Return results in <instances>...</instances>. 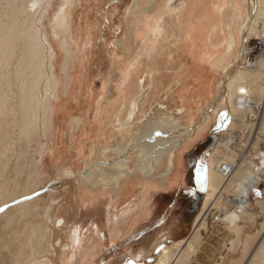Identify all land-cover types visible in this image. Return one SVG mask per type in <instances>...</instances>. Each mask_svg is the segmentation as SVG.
<instances>
[{
    "label": "bare ground",
    "instance_id": "6f19581e",
    "mask_svg": "<svg viewBox=\"0 0 264 264\" xmlns=\"http://www.w3.org/2000/svg\"><path fill=\"white\" fill-rule=\"evenodd\" d=\"M54 1L55 0H0V264L5 255H8V262L10 261L11 264H46L45 261L52 255L51 246L48 245L49 238H51L50 233H52L49 227H38L34 230L31 242H34L36 245L35 255L42 258L41 261L36 263H29L26 260L23 261L18 253L20 249V239H12L11 235L14 231L9 228L16 225L18 213L21 217L28 215L30 213L28 209L29 205L44 196V193H52L55 190V185L59 181H64V179L68 180L74 175L70 168L55 167L57 168L56 176L49 179L48 185L45 186L43 190L34 189L36 185L35 182H32L33 179H31L34 175V171H37V173L40 172L39 175L45 173V164L42 161V157L44 153L46 154L47 152L46 147L48 144L52 146V150L50 149L48 153L50 152L51 155H56L54 148L58 140V134L54 132V130H56L54 129V119L58 106L55 102L60 99L59 87L61 82L55 67L56 54L46 37L45 30L42 29V21L45 15L49 13V9L53 6ZM73 1L74 0H59L58 6L51 14V24L49 27L53 39L58 42V46L63 53L60 72L64 79L63 89L66 97L68 96L71 82L74 77L71 73H75V64L78 59L75 51L76 49H73L71 41L69 42V34L72 30L73 21L70 11L71 7L74 6ZM186 1L187 0H136L134 4L125 8L123 25L124 32L126 33L116 40L114 48L108 53L107 59L111 68V81L108 91H103L96 99L95 114L94 116L92 115L94 118L92 119L95 121L96 126H100L103 122L107 121L110 122V124H114V126L111 125V128H117L119 126L121 128L124 126L129 127L136 116L135 103L137 100L154 101L155 97L156 99L159 98L161 93L160 81H162L164 76V70L162 71V69L168 65L173 54L175 52L178 53L182 48V36L184 35L175 31L170 26L166 27L165 20L168 18L171 19L172 16L177 14V21L180 22L183 14L180 13V11L183 9V5L185 6ZM233 1L234 0H231L232 3ZM244 1L249 5L250 13L247 15L244 24L246 37H243L244 39L242 38V41H240V51L242 55L241 57L237 55L235 60L224 69L223 73L225 75L228 73L229 69H235V71L224 83H220L223 93L216 99L214 106L202 110L197 118L188 126L184 127L176 122H168L166 124H158L159 126L157 127L154 126V128L149 129L141 136L136 135L138 137L140 136V144H135V140H133L128 141L127 144L117 145L115 147H101V154L113 152L114 156L109 160L103 158L101 161H94V164L91 161L83 163L85 172L83 171L84 174L81 175L75 187L77 188L75 202L81 209L85 210L90 208V206H93L96 202L93 200L94 194L89 190L91 188H87V191L86 188L82 187V184L93 181L94 179H91L92 175L98 169L115 167L113 174L111 171L108 172L109 177L113 179V189L110 200L117 197L119 190L123 187L122 184L128 177H132L133 179L135 171H143V173H145L144 175H149L156 166H163L164 170L160 174V177L172 179L174 174L170 176V172L173 168V160L179 161L182 147L186 146L187 143H190V141H193L200 135L199 132L202 131L208 122L216 115L221 108L220 106L223 105L225 101H227L230 106L228 110L230 113L229 128L232 126L233 121H235L234 115L237 114L238 111H245L248 107L250 108L249 104L253 102L250 95H252V92L259 91V89L256 88V82L257 79H259V75L261 76L264 66L263 58L257 55V45L260 46V42L257 43V41H264V19H262L264 13V0ZM151 2L152 5L149 7L148 5ZM233 6L235 9H238V13L240 14L241 6H239L238 3H235ZM194 10H196V13H199L200 7L198 5L194 6ZM251 15L252 18H250ZM178 22L175 23L178 24ZM255 22H259L262 27H260V30L258 29L259 31L256 35L254 34V29L256 28H254ZM231 34L233 35V33ZM251 36H253V38H251ZM252 40L253 42L251 43ZM234 47L235 44L233 42V45L229 47V51H232ZM117 50L123 51L126 56L118 54ZM199 59L201 60L200 56ZM242 64L245 65L246 70H237ZM165 70L167 71V67ZM175 93L176 102L180 106L177 112L186 111L190 113L192 107L190 99L182 93L181 89L173 92V94ZM256 96L258 97V95ZM118 100L128 103L129 107L124 117H121L122 113H119L117 116L112 115L116 107L115 103ZM259 105H262V108L264 107L263 103L257 104L258 107ZM137 108L138 107H136V109ZM75 122L76 121H72L70 123L72 129L74 127L73 123ZM97 128L99 129V127ZM119 131L121 132V130H118V132ZM36 134L39 135L36 136ZM255 135L257 136L256 132ZM34 142L38 144L39 149L36 148V150L38 149L40 154L38 161L32 164V160H28L27 153L28 147ZM229 144L230 142L228 140L223 144H221V142L218 143L219 146L226 148V150ZM22 149L23 151H21ZM213 150L216 151V148H212V152L206 160V185L207 189H209L212 194L204 192L206 194L203 195L200 211L194 219L191 235L185 240L174 243L170 248L162 247L163 249L158 250L156 257L153 258V264H184L187 257L190 259L189 255H194V246L199 239V233L202 231V228L207 225L206 221L211 215L212 210L215 211L214 213L216 216L213 221H219L222 222L221 224L230 225L232 227H230V230L233 229L235 240H238V235L243 230L242 225L246 223L249 224L253 221L254 218L253 213L250 211L251 203L249 200L250 197H252L251 194L253 191L257 189L256 187L260 186L262 182L261 176H264V153H258L259 151H257L256 154H253L252 161L247 162L245 157H241L240 152H237L235 153L237 155L236 157L240 160L238 166L224 164L225 162L223 163L222 159H220L221 163L217 166L218 168L222 164L232 167L231 172L224 175L218 172V168L215 169V160H213L215 154ZM133 156H138V158L144 156V158L147 159L146 166L144 167L143 165V167L140 168L138 162L141 163L142 160L140 159L141 161H139L138 159L136 164L134 163L135 165H133L134 168H131L129 160L130 157ZM52 159L51 157L49 158V160L53 161ZM243 161L248 165L247 168L251 173H241L239 177L236 173H238V169L242 166L241 163ZM161 163H163V165H161ZM27 165L32 167V171L26 174L25 169ZM106 170L102 171L103 175ZM103 175L100 176L102 177L100 183L105 184ZM136 175H138V173ZM236 176L238 180H236ZM35 177H37V175ZM231 183L236 187V192L228 195L229 199L224 203L226 211H222L217 202L223 198V194L227 192ZM162 187L164 186L162 185ZM167 187L165 189H167ZM216 197L218 198L215 199ZM109 204L111 205L112 203L109 202ZM255 205L264 210V196L262 199L257 200ZM117 220L118 219H116V223ZM54 224L56 229L62 230L64 227V221L59 217L54 220ZM81 224L78 223L76 226L71 225L64 229L63 233L66 237V245L61 246L60 243L57 242L54 244L52 249H60L61 251V254L58 256V264H81L83 261L82 258L92 251L87 247H82L83 244H86L88 236L83 234ZM262 230V235L259 240L260 244L254 252V255L250 257V260L248 259L245 264H264V224ZM10 231L11 234H9ZM88 235L90 236L89 233ZM162 239L164 238L162 237L157 241L163 242L164 240ZM250 239V237H247L245 240L246 244L244 245L243 256L247 250ZM224 242L221 241L222 244L219 248L217 247L218 249L216 248L217 252L213 254V256L215 255L214 258L211 256L212 260L208 264H223L224 252H234V244L236 243L234 239H231L229 242L230 244L227 245L224 244ZM97 246L95 249H97ZM197 248L198 247H196V249ZM13 250H15V252ZM213 250L215 249L212 248V252ZM151 251L145 253V256ZM209 251L207 250L206 252ZM100 252L101 251H99V253ZM210 252L208 254H211ZM94 256L97 255L94 254ZM239 262L240 261H231L229 264H238ZM110 263L108 262V264Z\"/></svg>",
    "mask_w": 264,
    "mask_h": 264
},
{
    "label": "rangeland",
    "instance_id": "374dc122",
    "mask_svg": "<svg viewBox=\"0 0 264 264\" xmlns=\"http://www.w3.org/2000/svg\"><path fill=\"white\" fill-rule=\"evenodd\" d=\"M135 2L136 0H74L73 1L74 6L71 7V11H70L73 17V21H72V30L71 33L69 34V42L71 41L73 49H76L75 51L78 59L75 64L76 66L75 73L73 72L71 73V75L74 77L71 82V87L68 96L66 97V95H64V89H63L64 79L60 72V65L63 59V53L61 52L62 50L58 46V42L53 39V36L49 30L51 24V14L52 12L55 11V8L59 4V0L54 1L53 6L49 9V13L45 15L42 21V29L45 30L46 37L48 38V41L51 44V47H53L54 52L56 54L55 67L58 73L59 80L61 82L59 87L60 99L57 102H55L58 105L57 108H60L59 105L62 103H68L67 100L69 101L77 97L78 99L83 98L84 101L86 100V103H88L85 108L86 110L84 112L85 113L84 119L88 120L90 116H92L93 107L95 110V106H93V103H95V100L102 94L103 91L104 92L108 91V87L110 85L111 68L107 59L108 53L110 50L114 48L115 45L114 43L116 42V40L126 33L124 32V25H123L124 10L128 6L134 4ZM235 3H238L239 6H241L240 14L238 13V9H235L233 6ZM151 5L152 2L148 6L150 7ZM197 5L200 7L199 13H196V10H194V6ZM180 13H183L180 22L177 21L178 19L176 18L177 14L172 16L171 19L168 18L165 20L166 27L170 26L175 31L180 32L182 35L183 34L184 35L182 36V41H183L182 48L179 50L178 53L175 52L173 54V57H171L170 62L166 66L168 67L167 71L165 70L166 67L162 69V71L164 70V76L162 78V81H160L161 84L160 90L163 93L162 97L159 96L160 98L158 102H156L153 105H151V103L148 102L144 104L143 103L139 104L138 112L136 113L137 117H135L136 120L132 123L130 127V129L133 128L132 129L133 131L129 129L128 131L122 132L121 137H119L118 139H115L113 136L107 137L106 140L110 138L111 143L107 144L106 146L115 147L117 145L114 144H117L122 140L124 141L123 144H127L128 141H133V140H135L134 141L135 144H140L141 139L139 137L143 133H145L151 128H154V126L157 127L161 124H166L168 122H172V123L176 122L184 127L188 126L193 120L197 118L198 114L202 110L213 107L216 99H218L222 95L223 90L220 87V83H224L229 78V76L232 75V73H234L235 69L234 70L229 69L226 75L223 73V71L231 64L232 61L235 60L237 55L240 57L242 55L240 51V41H242L243 37L244 38L246 37V30H244V24L247 15L250 13L249 5L244 0H234L233 3L231 2V0H187L185 6L183 5V9H181ZM250 18H252V15ZM262 19H264V13L262 15ZM175 22H178V24ZM233 23L237 24L238 26L237 29L238 35L236 36L237 39H235L234 35H232L230 32V26ZM257 23L256 22L254 23V28L256 27L254 29L255 35L258 34V31L262 28L261 24L259 22ZM224 30H226V32ZM251 38H253V36H251ZM233 42L235 44V47L233 48L232 51H229V47L233 45ZM252 42L253 40L251 41V43ZM257 43L260 44V46L257 45L258 47L257 55H260V57L263 58L264 60V55H263L264 41L263 40L257 41ZM259 48H261L262 50ZM117 52L118 54L126 56L121 50H117ZM199 56L201 57V60L199 59ZM237 70H246L245 65L243 64L240 65V68ZM262 70L263 72L261 73V76L259 75L260 80L257 79L256 82L257 84L256 88H258L259 91L252 92V95H250L253 101L251 104H249L250 108L248 107L247 108L248 110L246 109L245 111H238V113L236 112L237 114L234 115L235 121H233V124L235 125L232 124V126L230 127L231 129L229 128L228 125L227 127L228 129L225 130L226 132L224 135H220V134L218 136L216 135V138L218 137V139L220 140L216 139V142H214V144L218 145L219 142L223 144L227 140L230 142L229 146L227 145L228 147L227 150L226 148L222 147L223 149L222 151L227 156L229 155L233 159V161H230V163H228L229 161L225 160L222 157L221 158L214 157L213 160H215V169L218 168L217 166L220 165L221 163L220 159H222L223 163L225 162L224 164H231L232 166L234 165L238 166L240 160L238 157H236L237 155L235 153L237 152L238 153L240 152L241 157H245L247 162L252 161L251 159L254 156L253 154H256L257 151H259L258 153H264V149L260 150L262 141L258 138H255L254 144L252 148H250L251 149L250 151L252 152H247V147L252 140L251 137L249 138V136L247 137V135H251L252 133L255 132L257 133V135H259V133L264 130V120H263L264 107L262 108L261 107L262 105H259V107L261 108L257 106V104L259 103H263L264 105V93H263L264 66ZM165 73L167 76L165 75ZM179 89H181L182 93L186 95V97L189 98L191 101L192 107L190 113L186 111L179 113L177 112L178 108L180 109V106L176 102V97H175L176 93L173 94V92L178 91ZM165 92H169L167 98L165 96L166 94ZM256 95H258V97L260 95L261 96L258 98ZM220 107L221 108L219 109V111L222 109L220 114V120L224 122H229L230 113L228 110L230 109V106L228 102L225 101L224 104L221 105ZM65 108L67 109L66 113L70 114L71 113L70 107L65 106ZM78 115H79L78 111L76 110L72 111L71 116H78ZM72 121H76L75 123H73L74 124L73 129H74L78 124L79 120L73 117L70 123ZM38 135L39 134H36V136ZM136 135H140V136L138 137ZM82 143L84 144V142ZM86 146H84V151H82V153L84 152L83 155L84 157L82 158H85L86 155H88V151L86 150L88 146L87 147ZM230 147H233L234 151L233 148ZM36 148H38V144L36 142L31 143L30 146L28 147L27 157L29 161L32 160V164L36 163L39 159V154H40L38 151L39 148L37 150ZM46 148H47L46 149L47 152L46 154L44 153L42 157V161L45 164L44 172L46 174L42 173V175H39L40 172L37 173V171H34V175L31 178L33 179V181L32 180L31 181L35 182L36 186L34 189L37 188L36 190H43V188H45V186L48 185L49 179L54 178L56 176V169L60 167L62 160V159L61 160L53 159V161L49 160L50 163L53 164L54 170L53 168H49L47 157L48 155L49 158L51 157L50 152L48 153L50 149L52 150L51 144H48ZM21 151H23V149ZM95 154H96L95 157L100 159V160L96 159L95 161L97 160L101 161L103 160V158L105 160H109L114 156L113 152H105L101 154L98 150L95 151ZM138 159L139 161L142 160L141 163L138 162L140 168H142L143 165L145 167L147 164V159H145L144 156H141L139 158L138 156L130 157L129 163L131 164L132 162L131 167L134 165V163L136 164ZM81 160L82 159H77L74 161V163H72L71 168L74 173L72 178L68 180L64 179V181H59L55 185V190L52 193L50 194L44 193L43 194L44 196H42L37 201L29 205L28 209L30 213L28 215H24L23 217H21L19 213L17 215V213L15 212L16 215L18 216L17 223L16 225H13V227L11 226L9 229L14 231V233H12L11 235L12 239L15 238L20 239V249L18 253L22 257L23 261L26 260L29 263H34V262L36 263L42 260L40 256L35 255L36 245L34 244V242H31V239H33V233L36 228L49 227L52 233H50L51 238H49L48 245L51 246L52 255L49 256V259L46 260L45 262L46 264H58V256L61 254V251L60 249L53 250L52 248L54 244L57 242L60 243L61 246L66 245V241H65L66 237L65 234L63 233L64 229L68 228L71 225L76 226L77 223L81 221V219H79L78 222H76V224L75 223L73 224V223H69L68 218H65V215L71 214V211L73 209H76L75 205L77 204L75 202V195L77 192V188L75 187L77 186V183L81 178L80 176L77 179V175H81L83 173V171L81 173L79 172L80 174L78 173L76 164ZM94 163L95 162H93V164ZM205 164L207 168V162ZM241 165L242 166L238 169V173H236V175H238L239 177L241 173L244 174L246 172H250L249 169L247 168L248 165H246L244 161L241 163ZM77 166L79 167V165ZM63 167L69 168L67 166H63ZM114 169L115 167H109V168L106 167L95 171V173L97 172V174L101 173L102 176L103 175L102 171L106 170L103 176H105L107 180L106 179L103 180L106 184H108L109 182L111 183L110 185L111 189H113V179L109 177L108 172L111 171L112 173H114ZM31 171H32V167L30 165H27V168L25 169V173L27 174ZM97 174L93 175L92 178L94 179L98 178ZM36 175L37 177H35ZM236 180H238L237 176H236ZM261 180L262 182L260 183V186L256 187L257 189L253 191V193L251 194L252 197H250L249 200L251 203L250 211L251 213H253L254 219L253 221H251L252 223L250 222L249 224L246 223L247 225L246 224L242 225L243 230L241 233H239L238 240H235V235L233 234V229L230 230L232 228L230 225L224 223L221 224L222 222L219 221L218 222L213 221L216 216L214 213L215 211L212 210L211 215L208 217V220L206 221L207 225H205L204 228H202V231H200L199 233L201 236L199 235V239L197 240L196 245L194 246V255H189L190 259L188 257L186 258V260L188 261L184 259L185 260L184 264L210 263V261L212 260L211 256L214 258L215 255L213 256V254H216L217 249L222 244L221 241L224 242V239H225L224 244L226 245L230 244L229 242L231 239L232 240L234 239L236 243L234 244L235 245L234 252L233 251L224 252L223 264H229L231 261L234 262L240 261L238 264H245L248 261V259L250 260V257L254 255V252L256 251V249L260 244L259 240L262 235L261 231H263L262 226L264 224V220H263L264 210L261 209L259 206L255 205L256 201L262 199V197L264 196L263 194L264 176L263 177L261 176ZM92 186H93L92 184H89V188H91ZM96 187L101 188L100 186H96ZM205 192H207L208 194L210 193L212 194V192L209 189H207V187ZM235 192H236V187H234L233 184L231 183V185L227 189V192L223 194V198L217 202L218 206L222 209V211L223 210L226 211V207L224 206V203L229 199L228 195ZM217 198L218 197H216L215 199ZM77 209L78 211L80 210V207L78 205H77ZM254 212L256 215L254 214ZM257 216L259 217V219ZM57 217L63 219L64 221V227L62 230L56 229V227H54L55 226L54 220ZM191 232L192 229L190 230L188 237L191 235ZM9 234H11V231L9 232ZM84 235L86 236V234ZM247 237L251 238L250 239L251 243L249 242L247 250L245 251L243 256V249H244V245L246 244L245 240ZM82 247L85 248L86 244H83ZM196 247L198 248L196 249ZM212 248L215 249L216 251L213 250L212 252ZM207 250L208 251L210 250L211 252L210 251L209 252L211 254H208L209 252H206ZM13 251L15 252V250ZM8 258H9L8 255H5L4 258L2 259L1 264H11L10 261L8 262Z\"/></svg>",
    "mask_w": 264,
    "mask_h": 264
},
{
    "label": "crops",
    "instance_id": "0c3cea01",
    "mask_svg": "<svg viewBox=\"0 0 264 264\" xmlns=\"http://www.w3.org/2000/svg\"><path fill=\"white\" fill-rule=\"evenodd\" d=\"M237 29V24H231L230 32L233 33L235 39H237L236 36L238 35ZM224 31L226 32V30ZM165 93L167 98L169 92ZM162 94L161 91L160 97H162ZM159 98L156 99L155 97L154 101L137 100L135 103V114L138 112V108L136 109V107H138L139 104L148 102L153 105L158 102ZM67 102L68 103L60 104V108H56L54 119V129L56 130H54V132L58 134V140L54 148L56 155H51V153L50 155L51 157L54 156V160L62 159L60 167L67 166L71 170L72 163L77 159H82L76 164L78 173H81L82 171L85 172L83 163L90 161L94 162L96 159H99L95 157V151L98 150L101 152L100 149L111 143L110 138L106 140L107 137L113 136L115 139H118L121 137L122 132L130 129L132 124L129 127L124 126L121 128L119 126L117 128H111L114 124H110V122L106 121L100 126H96L93 120L95 114L94 107L92 110L93 116L88 120L84 119L85 108L88 104L86 100L84 101L83 98H74L69 101L67 100ZM65 106L70 107V114L66 113L67 109ZM93 106H95V103H93ZM115 106L112 115L117 116L119 113H122L121 117H124L129 107L128 103L118 100ZM73 110L78 111L79 115L71 116ZM221 111L222 109L218 111L202 131L199 132L200 135L196 137V139L182 147L179 161L173 160V168L170 172V176L174 174L172 179L160 177V174L164 170L163 166H156L149 175H144L145 173H143V171H135L133 179L132 177H128L130 180L127 178L128 181L126 180L122 184L123 187L119 190L116 197L117 199L115 198L113 200H110L112 193V189L110 188L111 183H100L102 178L100 177L101 173H94L97 174L98 178H91L94 180L82 184V187L86 188L87 191L89 189V184L93 185L89 190L94 194L93 200L96 201L95 204L85 210L80 208L79 211L74 204L76 209H73L71 214L65 215L69 223L76 224V222L81 219L78 223H82L81 227L83 233L88 236L86 239V247L93 251H90L82 258L83 261L81 264H108V262H111L110 264H153V258L156 257L158 250L163 249L162 247L170 248L174 243L185 240L188 237L194 219L200 210L204 197L203 195L205 194L204 192L206 191L207 168L205 161L212 152V147L214 149L216 148V151L213 150L215 158L222 157L229 162L233 161L229 155L227 156L223 153L221 146L214 144L216 139H218L216 135H224L230 122V120L229 122L220 120ZM73 117L79 120L74 129H72L69 124ZM135 120L136 118L133 122ZM97 127H99V129ZM118 130H121V132L119 131V133ZM248 136L249 138L251 137L252 140L247 147V152H252L250 148H252L255 138L262 141L260 150L264 149V130L257 136H255V133L247 135V137ZM82 142H84L85 145ZM123 142L122 140L114 145H121ZM86 144L88 146L86 149L88 155L82 158L84 157V152L82 153V151H84V146H86ZM47 160L48 167L53 168V164L49 161V156ZM77 165H79V167ZM161 165H163V163H161ZM131 168L134 167L132 166ZM84 172L82 174H84ZM137 173L138 175H136ZM81 175H77V179ZM103 179H106V177L103 176ZM162 185L164 187H162ZM96 186H100L101 188ZM166 187L167 189H165ZM109 202L112 204L110 205ZM116 219H118L117 223ZM162 237L164 238L162 239L164 240L163 242L157 241ZM97 244L100 247H98ZM96 246L97 249H100H95ZM99 251L101 252L99 253ZM148 251H151V254L149 253L145 256V253ZM94 254L97 256H94Z\"/></svg>",
    "mask_w": 264,
    "mask_h": 264
},
{
    "label": "built area",
    "instance_id": "2783aa9c",
    "mask_svg": "<svg viewBox=\"0 0 264 264\" xmlns=\"http://www.w3.org/2000/svg\"><path fill=\"white\" fill-rule=\"evenodd\" d=\"M231 170H232V167H231V166H230V167H229V166H225L224 164H222V165L218 168V172H219L220 174H224V175L230 173Z\"/></svg>",
    "mask_w": 264,
    "mask_h": 264
}]
</instances>
